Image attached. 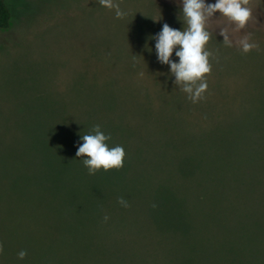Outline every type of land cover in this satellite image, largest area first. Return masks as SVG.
Instances as JSON below:
<instances>
[{
  "label": "rangeland",
  "instance_id": "1",
  "mask_svg": "<svg viewBox=\"0 0 264 264\" xmlns=\"http://www.w3.org/2000/svg\"><path fill=\"white\" fill-rule=\"evenodd\" d=\"M4 2L10 20L0 29V144H52L72 129L83 132L99 125L117 140L146 147L145 155L133 158L139 176L144 174L137 184L142 188L152 172L146 171L160 170L155 163L169 166L171 158L188 150L182 142L189 147L191 141L204 140L210 156L214 148L217 154L225 150L222 176L227 182L212 174L207 180L220 184L219 191L225 188L215 197L188 192L183 214L122 218L113 210L84 228L75 222L80 227L75 233L19 235L10 229L23 223L32 230L35 222L27 216H0V264H237L239 258L245 264V250L257 249V240L264 264V169L255 172L252 193L230 190L238 172L233 167L252 168L247 154L254 156V165L263 163L264 0H249L251 17L243 29L219 13L208 20L211 72L204 97L196 103L163 74L168 66L157 62L154 41L148 39L164 23L187 27L177 0H117L128 13L123 19L99 0ZM225 28L231 47L218 35ZM245 37L255 45L247 53L238 44ZM146 44L153 47L151 53ZM42 181L45 188L53 183ZM133 201L137 209L141 199ZM206 204L215 214L185 215ZM245 217L258 239L243 237ZM230 245L240 252H231ZM20 251L27 253L23 260Z\"/></svg>",
  "mask_w": 264,
  "mask_h": 264
},
{
  "label": "trees",
  "instance_id": "2",
  "mask_svg": "<svg viewBox=\"0 0 264 264\" xmlns=\"http://www.w3.org/2000/svg\"><path fill=\"white\" fill-rule=\"evenodd\" d=\"M9 20L10 11L4 0H0V29H6ZM86 131L92 132L93 130H85L83 133L79 129H72L64 140L52 144L48 141L42 145H37L35 142H28V145L23 142L0 144L2 147V149L0 148V216L19 215L20 218L27 216L35 222H33L35 228L32 230L23 223H19L16 229L4 227L5 230L17 231L19 235L22 232L47 234L54 230L56 233L64 230L75 233L80 228H75V226H79L74 225L75 222L82 224L84 228L88 226L86 222L104 218L106 213L108 216V213L113 210H116L117 216L122 218L130 217L133 213L177 216L176 214L184 212H181L182 205L183 202L188 201V197L185 196L188 192L202 191L208 193L210 197H215L225 188L223 187L219 191L220 184L213 185L207 180L212 174H216L217 181L227 182L222 176L225 150L223 149L220 154H217L213 145L214 155L210 156L204 150L207 143L204 140L201 142L191 141L189 147L182 142L181 148H188V150H182L176 158H171L173 161L169 166H166L163 161L155 163L160 170L148 169L146 173L150 170L155 173L150 172L145 186L141 185L142 188H139L137 184L144 174L139 176L140 171H138V166L135 165L133 158L142 157L143 153L145 155L146 147L141 145L140 141L133 147L130 143H124L120 138L115 139L107 132L111 136V140L108 142L110 146L121 145L124 147L126 153L124 166L119 170L104 171L101 169L95 174H89L88 168L83 165V158L76 157L78 145L82 143L81 135L91 133ZM216 143L214 142V144ZM27 146L32 151V159L27 156V153L30 154ZM234 150L235 153H240L238 146ZM247 155L246 159L252 162V168L247 167L244 171L238 164L233 167L235 171H238L236 180H233L232 184L230 183V186H234L230 188L233 194L252 193V185L258 180L256 179V182L254 180L255 172L264 169L261 168L264 164V154L262 156L263 163L255 165L254 156ZM44 178L51 179L53 183L45 188L42 185ZM5 181L6 183H4ZM3 188L11 189V191L2 192ZM44 193H48V195H44ZM136 197L141 199L142 203L137 209L132 207L137 202H131L132 198ZM121 198L127 202V207L119 203ZM215 199L216 202L221 201L220 198ZM153 204L154 207L150 208L149 206ZM211 214H215V212L207 204L194 207L192 212L187 210L185 212L186 216L191 217L196 215L205 217ZM263 214L262 211L261 215L263 216ZM248 219L245 217L243 220L244 226L241 229L243 237L250 240L256 237L258 239L259 234L252 226L247 225ZM91 231L95 232L93 229ZM11 233L16 234L12 231ZM259 242L257 240V245H255L257 249L252 246L245 250L247 253L245 264H262L263 260L260 258H262L263 251L259 247L261 246ZM229 249L231 252L236 250L240 252L232 245ZM237 264H240V258Z\"/></svg>",
  "mask_w": 264,
  "mask_h": 264
},
{
  "label": "clouds",
  "instance_id": "3",
  "mask_svg": "<svg viewBox=\"0 0 264 264\" xmlns=\"http://www.w3.org/2000/svg\"><path fill=\"white\" fill-rule=\"evenodd\" d=\"M102 7L115 10L117 19L125 18L128 13L120 8L117 0H99ZM249 0H177L179 11L182 12V24L187 27L177 29L164 23L161 30L151 35L149 41H154L156 60L161 65L168 66L165 76L172 79L175 86L187 94L193 103L203 99L208 88L206 75L211 72L209 57L211 52L207 50L211 33L207 22L217 13L236 24L237 29H243L251 17V10L247 6ZM181 21V20H180ZM222 42L232 46L228 30L221 29L219 34ZM242 52L247 53L254 44L249 43L248 37L238 41ZM145 47L151 53L153 47L146 44ZM174 54V56H173ZM82 143L78 145L76 157L83 158L82 162L88 168L89 174H95L103 169H121L124 166L125 149L121 145L110 146V135H106L96 125L91 133L81 135ZM119 203L124 207L128 204L121 198ZM108 217H105L107 220ZM0 246V251H2ZM26 251H20L18 258L23 260Z\"/></svg>",
  "mask_w": 264,
  "mask_h": 264
}]
</instances>
